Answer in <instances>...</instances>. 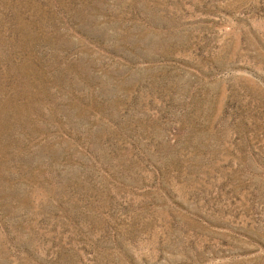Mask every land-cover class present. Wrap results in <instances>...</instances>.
I'll list each match as a JSON object with an SVG mask.
<instances>
[{
	"label": "rangeland",
	"instance_id": "1",
	"mask_svg": "<svg viewBox=\"0 0 264 264\" xmlns=\"http://www.w3.org/2000/svg\"><path fill=\"white\" fill-rule=\"evenodd\" d=\"M0 264H264V0H0Z\"/></svg>",
	"mask_w": 264,
	"mask_h": 264
}]
</instances>
